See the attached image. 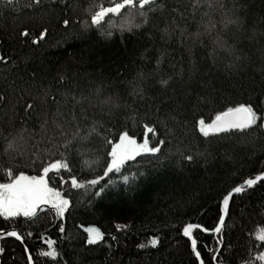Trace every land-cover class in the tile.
Returning a JSON list of instances; mask_svg holds the SVG:
<instances>
[{"label":"trees","instance_id":"16d2710c","mask_svg":"<svg viewBox=\"0 0 264 264\" xmlns=\"http://www.w3.org/2000/svg\"><path fill=\"white\" fill-rule=\"evenodd\" d=\"M113 2L72 0L65 4L64 0H42V9L33 14L34 10L26 7L31 0H18L15 10L6 5V0H0V55L9 61L7 65L0 62V94H6L7 99L0 106V182H7V168L14 174L23 171L37 175L41 161L46 165L64 157L70 163L71 175L80 182L98 178L103 175L105 160L110 159L105 156L109 146L103 138L115 141L127 131L142 142L145 125L156 129L155 135L147 133L151 145L160 139L165 144L156 157H138L139 163L125 166L127 183L120 174H109L95 187L70 189L64 184L61 190L71 201L64 217L41 214L32 222L23 217L12 221L0 217V229L20 232L35 264H200L190 239L182 235L183 226L198 223L209 229L194 231L204 264H264L257 259L264 253V242L255 239L259 229L264 228V181L233 196L220 237L211 231L218 223L223 196L264 173V130L204 137L197 127L199 119L210 123L219 111L239 103L251 102L264 112V0H225L228 9L235 4L241 19L239 26L221 32L228 45L235 46L232 54L216 48L215 32L200 39L193 37L206 11L202 7L193 14V0H158L165 5L163 11L149 12V23L132 34L121 36L118 30L130 22L141 23L139 17L130 18L127 11L102 22L104 29L113 32L111 36L107 31H96L95 26L85 28V21L90 24L89 5L107 7ZM173 9H179L184 18ZM213 18L221 19L219 13ZM65 19L69 20L67 29L63 26ZM109 23L114 27L109 29ZM45 27L49 35L33 45L31 41L38 39ZM23 29L29 31V37L20 36ZM180 29H186L183 36ZM137 73L146 77L142 82L144 100L133 99L125 91L127 82L133 81ZM161 80H168L169 86L162 87ZM98 86H102L100 99L119 91L121 104L127 103L128 107L115 109L110 116L108 107L96 98ZM24 88L31 93L25 98L29 102L36 99L39 105L27 122L30 130L40 132L39 123L45 113L50 126L54 118L61 123L71 120L75 104L72 97L83 94L95 106L84 102L90 119L83 120L81 106L76 105L77 119L82 128L91 120L100 122V135L74 142L68 151L41 142L35 149L30 143L22 154L5 153L4 137L12 139L9 133L15 135L21 126L10 116ZM42 88H50L59 105L51 99L42 103ZM23 102L16 104L21 116ZM173 116L179 123L170 119ZM187 155L193 160L185 159ZM94 160L98 164L90 169L86 162ZM65 179H70L67 173ZM50 184L60 186L58 180H50ZM101 186L104 192L95 195ZM60 226L65 229L63 233ZM86 226L99 227L105 239L88 246L81 230ZM221 237L223 247L217 243ZM153 238L159 240L156 247L151 246ZM48 239L56 242L55 259L39 255L49 250ZM141 244L145 245L143 249ZM0 247L4 248L2 264H28L27 252L14 237L0 239ZM213 255L218 259H211Z\"/></svg>","mask_w":264,"mask_h":264},{"label":"snow or ice","instance_id":"6c2138e0","mask_svg":"<svg viewBox=\"0 0 264 264\" xmlns=\"http://www.w3.org/2000/svg\"><path fill=\"white\" fill-rule=\"evenodd\" d=\"M18 0H6V5L15 10V6ZM72 0H64L65 4L71 3ZM26 7L34 10L33 14H36L40 9H42V0H31L30 5ZM165 5L159 3L158 0H121V2H114L111 6L105 7L103 4H91L89 5L88 11L91 13L90 24L85 21V28L95 26L96 31H107V35H113V32L104 29L103 23L106 21H111L113 18L121 17L122 11H127L130 18L135 19L139 17L141 23L133 24L129 23L127 27L121 25L119 27V32L121 36L125 32L132 34L134 29H140L149 23V12H155L157 10L163 11ZM206 8L201 17V23L198 25V30L193 33L195 39H200L203 36L211 35L213 32L216 33L213 43L216 48L221 49L225 52L232 54L235 51V46H229L227 41L223 39L221 32L227 31L232 25L239 26L241 19L236 15L235 4H233L232 9L227 8L225 0H193L192 9L193 14L200 8ZM93 9H98L93 11ZM181 18H184L182 12L179 9H173ZM219 13L221 19L219 21L215 20L213 16ZM206 18V19H205ZM175 23V21H173ZM69 20H63V26L65 29L68 28ZM114 25L109 23L108 28H112ZM202 28L203 31L199 29ZM186 29H180L181 36H183ZM165 34H168V29H164ZM20 36L29 37V31L23 29L20 31ZM49 35V29L45 27L42 32L39 33V38L32 40L33 45H38L40 41L44 40L46 36ZM2 43V42H0ZM0 62L4 65L8 64V60L4 56L0 55ZM159 66V61H158ZM193 66L194 62H193ZM36 74H32V79L35 80ZM146 79L143 73H137V77L133 81H128L125 91L127 95L133 99L139 98L140 100L145 99L144 88L142 87V82ZM61 82H63L64 77H60ZM162 87L167 88L169 86L168 80H161L159 82ZM11 87H15V82H12ZM44 99L42 103L47 104L48 100L51 99L53 102L59 105V101H56L54 95L51 94L50 88L41 89ZM102 94V86H98L95 90V95L97 100H99L100 105L107 106L109 109V115L113 114V110L119 109L121 107L127 108V103L121 104L122 96L119 91L114 94H109L104 99H100ZM66 95V94H65ZM31 97V93L28 92L27 88L21 89V94L16 101V104H20L23 100V104L20 105L23 111V116L16 111V104L11 108L10 118H15L20 123V128L16 131V134L12 136V139L4 137L5 141V153H23L28 148L31 143L33 148L40 144L41 142H46L53 147H63L65 151H68L74 144V142H81L90 139V137L95 135H100L98 129L102 126L100 122L96 120H91V122L81 127L80 120L77 119L75 107L76 105L81 106L80 117L83 120H89L87 116V110L83 107L85 101L88 102L89 106H95L94 102L90 97L81 95L77 98L73 95L72 99L75 101L73 109L70 113L71 120H65L63 123L58 122L55 118L51 121V126L49 120L47 119V114L45 113V118L40 121L39 127L40 132L36 133L30 130L27 126V122L31 119L34 113L38 112L39 105L36 99H32L29 102L25 97ZM7 103L6 94H0V106ZM162 104L166 101H162ZM160 108L157 106L156 111L159 112ZM8 115L6 111L4 113ZM59 107L57 108V115H60ZM170 119L176 121V117H170ZM163 123V121H162ZM179 123V121H176ZM74 126V127H73ZM146 134L143 137L142 142H138L136 138L130 136L127 131L122 132L118 138L113 141L108 137H104L105 143L109 146V150L106 151L105 156L110 159L105 160V169L103 175L86 180L85 182H80L75 175H71L72 169L70 163L66 157L61 159H56L53 162H49L46 165L41 161L40 174L28 175L23 171H18V174H14L11 168L5 170V175L7 176V182H0V217L5 221H12L15 218L23 217L27 221L32 222L39 218L41 214L47 216L49 213L53 214L57 218H62L65 216L68 208L71 205L70 199L61 190L64 184H68L70 189H85L86 187H95L100 184L105 177H109V174H120L122 176V181L127 183L129 181V176L124 175L125 166L129 165V162L139 163L138 157H156L157 154L161 152V146L165 144V140H158L156 145H151L147 133L153 135L156 134L155 127H149L145 125ZM198 131L202 136L208 137L210 134H221V133H239L246 134L254 130H264V112L258 110L251 102L239 103L234 106L227 107L225 110L219 111L214 119L210 123L201 118L197 122ZM171 134V133H170ZM2 135V133H0ZM39 136V139H37ZM39 157L33 158L32 163L35 164ZM188 161L193 160L192 155H187L184 157ZM89 164L91 169L93 164H98V160L91 162H86ZM130 170V169H128ZM65 173H67L70 179H65ZM51 174V175H50ZM137 174L139 169H137ZM50 180L55 183L59 181L60 186H52ZM264 181V173L257 175L255 179L249 178L244 183L232 188L222 199V207L220 208V215L218 217V223L211 229L218 237L225 227V220L229 216V206L235 194H242L245 192L246 188H253L258 182ZM104 192V187L101 186L95 195L99 196ZM118 228L126 226H117ZM197 229H202L204 232H208V228H204L198 223H188L183 226L182 235L188 237L191 241V249L195 254V257L199 259L200 264H204V260L201 258V252L197 249V239L194 237V231ZM59 231L63 233L65 231L64 227L60 226ZM90 235L88 237L87 243L89 245L96 244L103 239V233L99 229L90 227L85 229ZM6 235L8 237H14L17 241H20L23 245L24 251L28 252V245L24 242V236L15 229L7 231ZM29 236L32 233H28ZM4 238V230L0 229V239ZM114 239V237H113ZM258 242H264V228L259 229L258 234L255 236ZM49 250L39 252L40 256L55 259L58 255L54 245L55 241L48 239L46 241ZM159 243L157 238H153L151 241V246L156 247ZM219 247H223L222 237L217 241ZM141 249L145 245H139ZM4 252V248L0 247V253ZM213 260H217L218 256L213 255ZM258 260L264 262V253H261ZM28 264H32L33 256L31 254L27 255ZM219 264H223L220 261ZM251 264V262H249Z\"/></svg>","mask_w":264,"mask_h":264},{"label":"water","instance_id":"95a60500","mask_svg":"<svg viewBox=\"0 0 264 264\" xmlns=\"http://www.w3.org/2000/svg\"><path fill=\"white\" fill-rule=\"evenodd\" d=\"M261 182V181H260ZM259 183V182H258ZM257 183V184H258ZM246 189H249V188H246ZM235 195H237V194H235ZM234 195V196H235ZM221 206H222V204H221ZM90 227H94V228H97V229H99L100 230V232L101 233H103L102 232V230L99 228V227H97V226H86V227H81V230L84 232V234L87 236V240H88V237H89V233L87 232V231H85V229H87V228H90ZM11 230H13V229H10V230H5L4 231V237H8L7 235H6V233H7V231H11ZM200 230H202V229H200ZM17 231V230H16ZM203 231V230H202ZM105 239V235L103 234V239L102 240H100L98 243H96V244H92V245H89L88 243H87V245L88 246H94V245H97V244H99L100 242H102L103 240ZM20 242V241H19ZM24 242H25V244H27V242L24 240ZM28 245V244H27ZM27 254H31L32 256H33V254H32V252H31V250H30V248H29V246H28V252H27ZM0 264H2V255H1V253H0ZM32 264H35V262H34V257H33V262H32Z\"/></svg>","mask_w":264,"mask_h":264}]
</instances>
